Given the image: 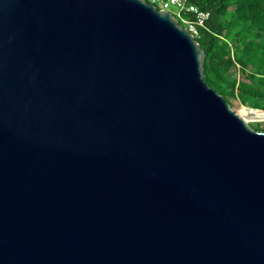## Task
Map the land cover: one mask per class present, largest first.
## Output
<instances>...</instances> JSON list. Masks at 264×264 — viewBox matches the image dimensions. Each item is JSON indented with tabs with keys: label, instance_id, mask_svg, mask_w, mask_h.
<instances>
[{
	"label": "water",
	"instance_id": "1",
	"mask_svg": "<svg viewBox=\"0 0 264 264\" xmlns=\"http://www.w3.org/2000/svg\"><path fill=\"white\" fill-rule=\"evenodd\" d=\"M145 0H0V264H264V131Z\"/></svg>",
	"mask_w": 264,
	"mask_h": 264
},
{
	"label": "trees",
	"instance_id": "2",
	"mask_svg": "<svg viewBox=\"0 0 264 264\" xmlns=\"http://www.w3.org/2000/svg\"><path fill=\"white\" fill-rule=\"evenodd\" d=\"M210 12L195 39L206 52L204 79L237 110L264 112V0H188ZM192 17V15H190ZM233 67L242 70L237 77ZM264 131L260 123L252 126Z\"/></svg>",
	"mask_w": 264,
	"mask_h": 264
},
{
	"label": "built area",
	"instance_id": "3",
	"mask_svg": "<svg viewBox=\"0 0 264 264\" xmlns=\"http://www.w3.org/2000/svg\"><path fill=\"white\" fill-rule=\"evenodd\" d=\"M158 8L168 10L177 18L183 28L193 34L195 37L199 32V27L205 25L206 20L210 17V12L201 10L193 4H189L188 0H145ZM177 10L171 11V7ZM192 15V17H190Z\"/></svg>",
	"mask_w": 264,
	"mask_h": 264
},
{
	"label": "rangeland",
	"instance_id": "4",
	"mask_svg": "<svg viewBox=\"0 0 264 264\" xmlns=\"http://www.w3.org/2000/svg\"><path fill=\"white\" fill-rule=\"evenodd\" d=\"M170 10L174 11L175 13L177 8L173 6L170 8ZM232 72L237 77H242V70L239 67H233ZM248 109H252L254 112L250 113ZM234 111H236L250 126H253L256 123H260L261 126L264 127V112L263 111L244 106L240 102L237 103V110H234Z\"/></svg>",
	"mask_w": 264,
	"mask_h": 264
},
{
	"label": "bare ground",
	"instance_id": "5",
	"mask_svg": "<svg viewBox=\"0 0 264 264\" xmlns=\"http://www.w3.org/2000/svg\"><path fill=\"white\" fill-rule=\"evenodd\" d=\"M250 113H253L254 111L252 109H248ZM251 115V114H250ZM247 117V116H246Z\"/></svg>",
	"mask_w": 264,
	"mask_h": 264
}]
</instances>
